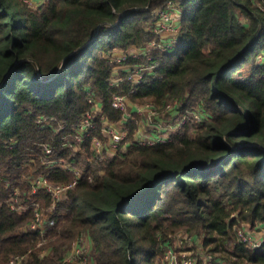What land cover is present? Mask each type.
Returning a JSON list of instances; mask_svg holds the SVG:
<instances>
[{
	"label": "trees",
	"instance_id": "trees-1",
	"mask_svg": "<svg viewBox=\"0 0 264 264\" xmlns=\"http://www.w3.org/2000/svg\"><path fill=\"white\" fill-rule=\"evenodd\" d=\"M166 1L46 0L33 8L0 0V264L26 255L24 264H54L85 232L96 264H162L165 244L183 229L228 264H264V243L251 249L235 232L242 222L264 225V0H175L180 39L152 62H122L155 65L131 92L127 72L114 77L117 64L105 53L155 39L151 22ZM117 95L158 111L177 102L173 110L192 119L150 144L136 138L141 117L133 113L112 155L105 131L126 116L113 105ZM95 106L83 149L63 146ZM199 109L207 120L192 123ZM40 117L52 124L41 127ZM95 136L104 150L98 168ZM53 159L87 167L77 176L49 166ZM39 174L70 186L55 207L47 188L33 192ZM8 184L24 208L12 207Z\"/></svg>",
	"mask_w": 264,
	"mask_h": 264
},
{
	"label": "built area",
	"instance_id": "built-area-1",
	"mask_svg": "<svg viewBox=\"0 0 264 264\" xmlns=\"http://www.w3.org/2000/svg\"><path fill=\"white\" fill-rule=\"evenodd\" d=\"M179 3L175 0H167L165 5L161 8L160 11H157V17L156 23L153 26V31L156 33V38L151 40L150 42L146 43L144 46L136 47V53L135 51L128 52V55L130 57L139 58V57H148L146 58L148 61H154L155 59V51H167L170 50V48H174L178 41H179V32H180V24H181V16L182 13L179 12ZM127 68H130L126 70L127 75L126 79L131 81L132 91H134L138 84H140L147 73V71H150L152 73L153 69L155 68L154 64L150 63H137L128 65ZM119 80L114 79L112 80V83H115ZM127 100L128 97L126 95H117L114 98L113 105L115 107H119L121 109H126L127 107ZM174 106H177V102L174 103ZM148 107H152V105L148 104ZM173 107V108H175ZM98 109V111H101L100 107L95 106L94 110ZM154 112H158L157 109L153 110ZM84 120L80 124V130L75 133V139L72 141L65 140L62 145L66 147H71L75 149V146L80 143H84L85 141V135L88 134V131L91 127L95 125L94 118H93V112H89L86 117L83 118ZM53 118H47V117H40L39 122L41 123V127L44 126H50L52 124ZM63 128V126H62ZM116 130L115 125H110L108 130ZM107 130V129H106ZM119 142V141H118ZM98 150H103L102 148V142L100 139L95 138L94 144ZM46 153L52 154L53 153V147L49 144H44ZM78 150V149H75ZM81 151V150H79ZM58 163H61L65 168L69 169L71 172H74L77 176H81L78 173V171L73 167L71 164H65L63 160L59 159H53L49 160L48 164L49 166L52 165H58ZM32 186H33V192L37 191L40 188H47L48 191L51 192L52 196L54 197V204L53 207L57 204V201L62 197L61 195L63 192L70 187L69 185H54L49 182L48 177L46 175H34L32 179ZM18 191L14 189V196L15 199L14 202L12 201V207L16 208V205H18L19 208H24L25 204L22 200H20L18 196ZM39 206V204H36ZM38 218L42 216V213H38ZM41 221V219H40ZM37 223H34L32 225V228H36ZM261 227H264L261 225ZM261 231H263L260 235V238H257L254 233L251 231H246L244 229H239L237 231V237L239 241L244 242L248 244V246L251 249H256L260 247L264 243V229L261 228ZM164 247L165 253L161 259L162 264H228L226 261L221 260L217 257H215L211 252H208L207 249L203 244L200 243V238L195 233H178L175 236H173V239L171 242H167ZM17 257V263L14 257L11 259L9 264H18L20 260L23 259L21 256H15ZM21 258L20 260H18Z\"/></svg>",
	"mask_w": 264,
	"mask_h": 264
},
{
	"label": "rangeland",
	"instance_id": "rangeland-1",
	"mask_svg": "<svg viewBox=\"0 0 264 264\" xmlns=\"http://www.w3.org/2000/svg\"><path fill=\"white\" fill-rule=\"evenodd\" d=\"M24 1L28 2L31 6H33V8H37V7L41 6L46 0H24ZM162 6L163 5H161L157 9V11H160ZM178 6H179V8H178L179 12L182 13V7L180 5H178ZM156 21H158V20L155 17L151 22L152 27L154 26ZM180 34H181V24H180V32L178 34L179 39H180ZM174 48H172V49L170 48V50H167L164 52L171 51ZM136 50H137L136 47H131V48L126 49V50L116 49L111 53L109 51L105 53L106 55L109 56L111 62L117 64V66L114 69V72H115L114 77H116V76L119 77V74H117V73H120V71H122V70L126 71V70L130 69V68H127L128 67L127 64H123L122 62L130 57L128 55V52L130 53L132 51H135V53H136ZM263 52L261 54H259L258 61H260L264 57ZM146 58H148V57H146ZM130 103L135 104L137 107H139L141 109V112H139L140 113L139 116L142 119L141 115H143V120H144V117L147 116V114H148V113H146V109L148 107L149 102L142 104V103H138V102H133L130 99H128L127 100V107L125 109L126 114H129V112H130V108H131V107H129ZM173 107H175L174 103L171 102L167 105V108L164 111H158L157 110L159 112V114H161V115L164 114L163 119H159V118H161V117H159L156 119L153 118V120L161 122L162 126L155 124V122L151 123L152 125H154L155 128H158V130H159L158 132H147L146 130H147L148 126L146 128L144 127L143 133L141 132L142 138H140V141L148 142L150 144H155L158 142H165V141L170 140L175 133L180 132V131L184 132V130H182L183 125L190 119V116H188L187 114L180 115V112L174 111ZM92 112H93V118H96L98 109H96ZM168 114H170L171 116H167ZM134 117H137V116H134ZM195 117L196 118L192 121V123H195L196 121L198 123H202L205 120H207L208 112L204 111V109H199L196 112ZM83 120L84 119H82L79 124H81V122ZM138 121H139V118H138ZM118 126H119L118 128L116 126V130L113 129V131L112 130H107V132L105 131L106 135L109 137V142L107 144L108 145L109 144L110 145H116V147L112 146V148H111V151H113L114 154H116V152L118 151V146L116 143H118V141H121L122 139H124V137L126 136V131L123 130L122 124H118ZM60 129H62V126L60 127ZM78 130H80V127L75 128V131H78ZM166 131H168L169 133H166ZM95 138L100 139L102 142V145H103V141L101 138H99L98 136H95V137H93V141L95 140ZM74 139H75V135L73 133L71 136H69L65 140L72 141ZM42 146L45 148L44 144ZM124 148H126L125 145H124ZM75 149L82 150L83 144L82 143L77 144L75 146ZM92 149L95 152L93 153V157L91 158V163L93 166L98 168V167L102 166L101 160L103 159L104 150H98V148L95 145H92ZM71 165H73V167L78 171L77 174L82 176L85 173V170L87 167V163L85 161L84 162L82 161L81 163H74ZM99 171L101 173L104 172L103 168H100ZM39 175H42V174H39ZM8 187H10L11 195L13 196L14 189H12L11 188L12 186L9 184H8ZM18 192H19V190H18ZM61 196H63V195H61ZM11 200H12V198H11ZM13 200H15V199H13ZM50 211H52V209H50ZM45 217H49L48 214H46ZM44 220H45V222L48 221L45 218H44ZM261 225L262 224L260 222H258L255 226H252L246 222H242L241 225L235 226V232H237L239 229H244L246 231H251L252 233H254L256 235L257 238H260V235L263 232L260 229L261 228L264 229V227H261ZM189 232H191V231H187V230L183 229V230H180V231L174 233L173 236H175L178 233L185 234V233H189ZM191 233H195V232H191ZM199 238H200V243L202 244V239H201V237H199ZM45 242L46 241H41V242H39L38 245L42 246L45 244ZM92 247H93L92 239L90 238L89 234L85 232L83 235L76 238L74 240L73 244L70 245V247H66L67 249L64 248L65 251H64L63 256L58 261H56L54 264H65V263H70V264H96V259L93 255ZM50 251H51V249H47L44 252H45V254L46 253L48 254ZM27 257H28V255H26V257L25 258L23 257V258L26 260ZM14 259L16 260V263H17V257H14ZM20 259L21 258H19L18 260H20ZM25 260H23V259L20 260L18 262V264H24Z\"/></svg>",
	"mask_w": 264,
	"mask_h": 264
},
{
	"label": "crops",
	"instance_id": "crops-1",
	"mask_svg": "<svg viewBox=\"0 0 264 264\" xmlns=\"http://www.w3.org/2000/svg\"><path fill=\"white\" fill-rule=\"evenodd\" d=\"M117 74H119V73H117ZM174 103H176V102H174ZM129 107H131L129 114H126L125 119L122 122H119V123L116 124L117 128L119 127L118 124H122V128H123V125H124L125 121H127V119L129 118V116L134 117L132 115L133 113L140 114L139 112H141V109L139 107H137L135 104L130 103ZM153 110H156V109L153 108V107H147L146 113H148V114H147V116L144 117V120H143V115H141L142 116V119H140V128H139V130H138V132L136 134V138L137 139L140 140V138H142L141 132L143 133V128L144 127L146 128L148 126V128L146 130L147 132H158L159 131L158 128H155L154 125H152L151 123L155 122V124L162 126L161 122L154 121L153 118L156 119V118L161 117L159 119H163L164 114L161 115V114H159V112H154ZM167 116H171V115L168 114ZM106 124H108V122H106ZM106 132H107V130H106ZM166 133H169V132L166 131ZM126 135H127V132H126ZM116 144H118V143H116ZM109 146H110L109 147V152L113 155L114 152L111 151V148H112V146L116 147V145H110L109 144Z\"/></svg>",
	"mask_w": 264,
	"mask_h": 264
}]
</instances>
